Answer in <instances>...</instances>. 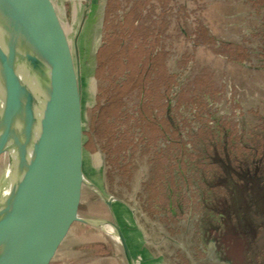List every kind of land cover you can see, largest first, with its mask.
<instances>
[{"label":"rangeland","instance_id":"obj_1","mask_svg":"<svg viewBox=\"0 0 264 264\" xmlns=\"http://www.w3.org/2000/svg\"><path fill=\"white\" fill-rule=\"evenodd\" d=\"M63 4L82 26L85 172L136 263L264 264V0ZM80 215L112 218L88 186ZM51 264L127 262L76 222Z\"/></svg>","mask_w":264,"mask_h":264},{"label":"water","instance_id":"obj_2","mask_svg":"<svg viewBox=\"0 0 264 264\" xmlns=\"http://www.w3.org/2000/svg\"><path fill=\"white\" fill-rule=\"evenodd\" d=\"M81 28H74L63 0H0V158L7 157L0 264H51L76 222L115 234L127 264H137L113 208L116 197H107L84 171ZM85 186L112 218L80 215Z\"/></svg>","mask_w":264,"mask_h":264},{"label":"crops","instance_id":"obj_3","mask_svg":"<svg viewBox=\"0 0 264 264\" xmlns=\"http://www.w3.org/2000/svg\"><path fill=\"white\" fill-rule=\"evenodd\" d=\"M84 171H85V161H84ZM85 174H86V172H85ZM87 176V175H86ZM100 190H102V188H101V186H103V182H102V185H101V182H97V180H95V179H93V178H89ZM115 201L113 200V203H114ZM114 207V206H113ZM116 208L114 207V211H115V214H116V216H117V219H118V221H119V223H120V225H121V227H122V230H123V232L125 233V236H126V239H127V241H128V243H129V237L127 236V234H126V228H125V224L123 223V221L119 218V214L117 213V209L115 210ZM129 247H130V249L132 248L131 247V245H130V243H129ZM131 252H132V249H131ZM132 254H133V252H132ZM133 256H134V254H133ZM134 258H135V256H134Z\"/></svg>","mask_w":264,"mask_h":264},{"label":"bare ground","instance_id":"obj_4","mask_svg":"<svg viewBox=\"0 0 264 264\" xmlns=\"http://www.w3.org/2000/svg\"><path fill=\"white\" fill-rule=\"evenodd\" d=\"M108 230H109V231H112L113 229H112L111 227H108Z\"/></svg>","mask_w":264,"mask_h":264},{"label":"trees","instance_id":"obj_5","mask_svg":"<svg viewBox=\"0 0 264 264\" xmlns=\"http://www.w3.org/2000/svg\"><path fill=\"white\" fill-rule=\"evenodd\" d=\"M169 109V108H168Z\"/></svg>","mask_w":264,"mask_h":264}]
</instances>
